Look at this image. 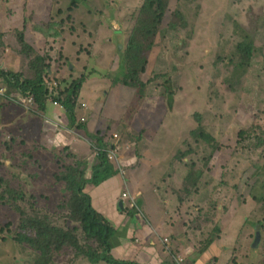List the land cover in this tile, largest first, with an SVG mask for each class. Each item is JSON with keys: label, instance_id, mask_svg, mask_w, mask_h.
I'll use <instances>...</instances> for the list:
<instances>
[{"label": "rangeland", "instance_id": "1", "mask_svg": "<svg viewBox=\"0 0 264 264\" xmlns=\"http://www.w3.org/2000/svg\"><path fill=\"white\" fill-rule=\"evenodd\" d=\"M76 3L0 0V63L14 49V79L48 93L38 109L0 65V264H126L82 220L87 200L111 242L86 199L110 175L166 254L187 250L179 263L217 239L264 258V0ZM98 136L109 175L94 168Z\"/></svg>", "mask_w": 264, "mask_h": 264}, {"label": "crops", "instance_id": "2", "mask_svg": "<svg viewBox=\"0 0 264 264\" xmlns=\"http://www.w3.org/2000/svg\"><path fill=\"white\" fill-rule=\"evenodd\" d=\"M9 54L10 55H7V57L1 61L0 65L2 67H5L7 70H10L12 73L18 74L20 70V61H17L16 63L19 67L18 70H16L15 66L13 65V60L15 58L16 60H18V57L15 55V50L11 49L9 51ZM0 87H2L1 84ZM49 111L58 113L62 110H60L56 106H50L49 110H47L46 112ZM61 117L62 120H68L66 116ZM12 120H16V117H13ZM106 179H103L106 181L100 183V186L98 185V188L88 190L89 194L87 195H90L89 197L94 210L101 215H104V217L112 223L115 230H117V228H120V230L123 231V228L125 227V233H127V237L123 238V233H120L121 237L124 240L122 239L123 242L120 245L115 246L119 247V253L124 252L127 255H130L129 260L139 264H182L179 263V261H181L182 259H186L187 261L190 260L189 253L183 248L178 252L177 258H174L172 255L166 254L165 250L162 247L163 244L158 240H154L153 238V236L156 235L152 231L159 230L158 224L154 220H152L151 226L148 227L147 225L150 223L149 221V223H147L145 220L140 222L137 219L136 221L133 216L134 214L131 216V213H127L129 211L128 209L125 212V204L129 208H131V206L130 204L124 202L121 197L122 191L119 188L120 180L114 177V175L107 176ZM130 193H132V191H130ZM141 212L138 211L137 214L139 215ZM133 218L134 220H132ZM153 218L156 219L155 217ZM137 222L140 223L139 226H137ZM170 229L176 228L174 226H166L163 227L162 232L170 231ZM130 233L132 234L131 238L128 237ZM149 233L151 235H147ZM224 243V240L217 239L216 241H214L208 247V251H205L203 253V257L201 259L199 258V260L197 259L196 264H264V258L261 256V252L257 251L256 253H254L251 251L237 256L236 254L240 253L241 251L237 252V250H235L231 244H228V246L225 247ZM256 245L257 244H254V247H256ZM178 258H180V260H178ZM78 264L113 263L107 261L105 262V260L92 262L82 259Z\"/></svg>", "mask_w": 264, "mask_h": 264}, {"label": "trees", "instance_id": "3", "mask_svg": "<svg viewBox=\"0 0 264 264\" xmlns=\"http://www.w3.org/2000/svg\"><path fill=\"white\" fill-rule=\"evenodd\" d=\"M76 2H77V0H73V4H72L73 7H74V5L75 6L77 5ZM68 10H70V9H68ZM1 74H2V77L4 78V80L8 84H12L13 82H15V85L19 86L18 89L21 92L29 94L32 97L33 102L37 105L38 109H41L44 107L45 99L43 98V96L47 98L48 93H47L46 89L42 88V80L33 81V80H20L18 78L14 79L15 76H19V75L14 74L12 72H1ZM79 89H80L79 82H77V81L74 82L69 93L68 92L66 93V97L69 98L71 95L74 96L75 93H77V91ZM53 101L59 102V105L63 106V108L65 109V113L67 114V117L72 124L77 122L75 115H74V110L71 109L72 105L69 104V102L71 103V100L68 101L66 98L61 99L59 96H56L53 99ZM76 125H78V127L79 126L81 127L82 124H79L77 122ZM98 137H96V138H97V142H98L97 156H98L99 162H98V164H96L94 166V168H95V171L103 170V172H106V174L109 175V174H111V172H110L109 167H107L105 165L107 156H106V152L103 150L104 149V143L101 140V138L100 137L98 138ZM112 170L116 171L115 168ZM86 199L89 200L90 199L89 196H87ZM85 201H86V204L88 205L85 208L86 211H85V214L82 218V220L84 219L85 227L87 229L89 228V230L91 232L96 233L99 236H102V237L105 236L104 244H106V245L109 244V247L120 245L123 242L122 239L127 237V233H125V227L123 228V231L120 230V228L119 229L117 228V230L114 231V234L113 233L111 234V242H110V239L107 238L108 237L107 234H105V233H107L106 232V230H107L106 224H102L97 217L91 215L92 213H95V212H93V210H91V208L88 204V201L87 200H85ZM120 233H123V238L121 237ZM128 237L131 238L132 234L130 233L128 235ZM109 247H107V248H109ZM100 260H105L107 262L117 264L116 259L106 258V257H101V256L93 258L92 262H98ZM120 262H124L126 264H139V263H136V262H133L130 260L128 262L124 261V260H120Z\"/></svg>", "mask_w": 264, "mask_h": 264}, {"label": "built area", "instance_id": "4", "mask_svg": "<svg viewBox=\"0 0 264 264\" xmlns=\"http://www.w3.org/2000/svg\"><path fill=\"white\" fill-rule=\"evenodd\" d=\"M53 102H56V101H53ZM57 103V102H56ZM130 195V197L128 198L127 196ZM122 199L124 202L130 204L131 208H135L137 209L138 211L141 212V209H140V206L138 204V201H137V198L135 195H132L130 192L128 191H125L122 195ZM184 264V263H182Z\"/></svg>", "mask_w": 264, "mask_h": 264}, {"label": "clouds", "instance_id": "5", "mask_svg": "<svg viewBox=\"0 0 264 264\" xmlns=\"http://www.w3.org/2000/svg\"><path fill=\"white\" fill-rule=\"evenodd\" d=\"M30 96V95H29ZM31 97V96H30ZM32 98V97H31Z\"/></svg>", "mask_w": 264, "mask_h": 264}]
</instances>
